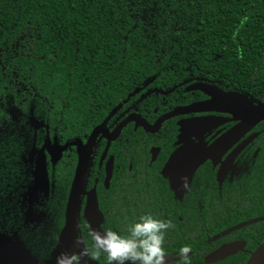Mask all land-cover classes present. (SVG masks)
<instances>
[{
	"label": "trees",
	"instance_id": "obj_1",
	"mask_svg": "<svg viewBox=\"0 0 264 264\" xmlns=\"http://www.w3.org/2000/svg\"><path fill=\"white\" fill-rule=\"evenodd\" d=\"M148 80L160 91L212 82L264 103V0H0V209L11 165L46 137L35 120L60 144L85 143ZM125 146L110 149L119 173L131 162ZM69 150L70 175L52 191L62 212L78 162Z\"/></svg>",
	"mask_w": 264,
	"mask_h": 264
},
{
	"label": "flooded vegetation",
	"instance_id": "obj_2",
	"mask_svg": "<svg viewBox=\"0 0 264 264\" xmlns=\"http://www.w3.org/2000/svg\"><path fill=\"white\" fill-rule=\"evenodd\" d=\"M152 81L144 82L111 110L127 101L109 120L107 128L112 133L129 117L136 116L137 120L122 127L116 140L109 142L102 135L97 140V143L104 141L99 168L96 173L88 170L86 182L88 176L91 179L94 174L97 176L85 189L97 190L101 230H112L127 237L129 227L140 216L150 214L156 219L171 220L175 226L165 234L168 264H176L179 250L184 246L193 249L191 264H247L264 247V121L218 154L210 148L240 123L234 114L227 112L230 107L224 104L219 110L196 109L177 114L165 120L159 130L149 132L141 125L142 120L155 126L166 114L212 101V95L193 88L198 83L215 86L225 94L248 96L227 86L193 80L182 90L160 91L150 87ZM248 97L255 104H264ZM199 119H212L214 126L189 127ZM35 123L47 129L43 144L32 147L19 164L11 165L12 171L2 180L5 187L0 209V264H57L54 253L65 225L66 207L63 212L52 209V199L56 196L52 191L59 183V173L61 180L70 175L68 168L66 174L61 168L71 165L69 147L73 146L63 148L73 142L60 144L56 132L50 134L47 125L36 120ZM121 140L125 149L130 148L131 162L119 173V163L117 166L110 149ZM34 149H44L48 191L42 183H37L39 156L38 152L33 153ZM111 159L113 172L107 182V165ZM174 160L178 162L173 163ZM129 171L132 177H127ZM185 178L188 187H185ZM86 204L87 196H83L78 226L81 218L84 231H78L89 262L81 261V264H108L106 253L95 256L92 230L85 217ZM227 246H235V251L208 260L211 254Z\"/></svg>",
	"mask_w": 264,
	"mask_h": 264
},
{
	"label": "water",
	"instance_id": "obj_3",
	"mask_svg": "<svg viewBox=\"0 0 264 264\" xmlns=\"http://www.w3.org/2000/svg\"><path fill=\"white\" fill-rule=\"evenodd\" d=\"M195 90H201L209 95L213 96V100L205 103H201L197 106H191L185 111H174L172 113L166 114L159 119L155 126H151L145 121L142 120L141 125L149 132H154L159 130L161 124L177 114L185 113V112H193L194 110H219L222 104L229 106L230 108L227 112L235 115V120H240V123L232 128L224 138H221L220 142L210 148V151L213 153H220L222 148L231 147L235 144L247 131L251 130L254 126H256L261 121H264V104H255L248 96L244 94L231 93L225 94L223 91L218 89L215 86L208 85L205 83H198L193 87ZM134 94V93H133ZM127 101H123L119 104L117 108H115L108 118L98 125L91 133L86 143L81 141H76L70 144H67L63 149H66L68 146H77L78 147V162L75 170L74 179L71 185L68 202L66 206V221L64 228L61 233V237L59 240V245L54 253V260L57 262V257H59L62 253H66L71 255L72 253H79L84 248L82 244H77V239L79 237L78 231V215L81 206V200L83 196H87V204L85 208V217L87 218L91 230L93 231H101V222L102 216L99 210V203L97 197V190L93 188L89 192L86 191V178L90 166V162L92 159V155L94 152V148L96 146L97 140L102 135L106 137L109 142L114 141L120 135L121 128L126 126L133 120H137L138 117L132 116L126 119L120 127H118L114 132L110 133L107 124L112 116L117 112L119 108ZM219 105V106H217ZM226 111V110H224ZM189 127L192 128H209L214 126V121L212 119H199L189 124ZM34 152H38V163H37V183H42L45 191L49 190L48 186V176L46 170V161L44 155V149L39 151L33 150ZM174 162H178L174 160ZM203 162L199 161L195 166H198ZM113 172V159H111L107 165V182H109ZM235 246H227L222 249H219L217 252L211 254L208 257V260H215L217 258H222L231 254L230 252H234ZM82 261L85 263L89 262V257L86 255L82 258ZM264 263V247L256 251L247 264H263Z\"/></svg>",
	"mask_w": 264,
	"mask_h": 264
},
{
	"label": "clouds",
	"instance_id": "obj_4",
	"mask_svg": "<svg viewBox=\"0 0 264 264\" xmlns=\"http://www.w3.org/2000/svg\"><path fill=\"white\" fill-rule=\"evenodd\" d=\"M185 187H188L186 178ZM174 227L171 220L156 219L148 214L140 216L139 221L129 227L130 235L127 237L112 230L93 231L90 235L97 250L96 258L101 252L106 253L108 264H168L164 248L165 234L167 230ZM82 243L84 241L78 238L77 244ZM192 252L193 249L190 246L182 247L176 264H191ZM87 254V248L78 254L62 253L57 257V264H81L82 258Z\"/></svg>",
	"mask_w": 264,
	"mask_h": 264
},
{
	"label": "rangeland",
	"instance_id": "obj_5",
	"mask_svg": "<svg viewBox=\"0 0 264 264\" xmlns=\"http://www.w3.org/2000/svg\"><path fill=\"white\" fill-rule=\"evenodd\" d=\"M55 160V159H54Z\"/></svg>",
	"mask_w": 264,
	"mask_h": 264
}]
</instances>
